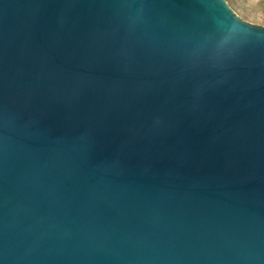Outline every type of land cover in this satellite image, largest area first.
I'll return each mask as SVG.
<instances>
[{
	"label": "water",
	"instance_id": "obj_1",
	"mask_svg": "<svg viewBox=\"0 0 264 264\" xmlns=\"http://www.w3.org/2000/svg\"><path fill=\"white\" fill-rule=\"evenodd\" d=\"M0 264H264V22L0 0Z\"/></svg>",
	"mask_w": 264,
	"mask_h": 264
},
{
	"label": "rangeland",
	"instance_id": "obj_2",
	"mask_svg": "<svg viewBox=\"0 0 264 264\" xmlns=\"http://www.w3.org/2000/svg\"><path fill=\"white\" fill-rule=\"evenodd\" d=\"M233 7L264 22V0H227Z\"/></svg>",
	"mask_w": 264,
	"mask_h": 264
}]
</instances>
